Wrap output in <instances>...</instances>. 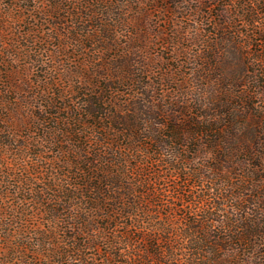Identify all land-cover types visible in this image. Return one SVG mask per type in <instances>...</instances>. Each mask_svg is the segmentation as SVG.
<instances>
[{"label":"rangeland","instance_id":"rangeland-1","mask_svg":"<svg viewBox=\"0 0 264 264\" xmlns=\"http://www.w3.org/2000/svg\"><path fill=\"white\" fill-rule=\"evenodd\" d=\"M251 1L0 0V22L6 23V28L0 26V264H58L46 259L43 233L52 235L66 255L71 253L70 229L77 216L88 217L89 206L60 197L78 192L75 162L85 148L109 160L119 151L126 167L111 168L125 172L130 166L133 185L156 181L149 185L164 194L152 206L143 204L152 215L118 217L113 230L102 232H89L87 226L88 233L77 236L87 245L83 258H60L63 264L134 262L130 257L142 251L147 229L185 233L184 216L193 209L170 198L183 181L169 170V158L156 163L159 156L150 139V155L146 149H133L127 139L118 144L104 139L126 128L114 116L138 121L147 136L162 131V121L170 118L203 116L226 123L235 116L248 145L256 132L264 153V15L258 14L263 5ZM254 18L255 23L248 22ZM99 95L109 104L101 106L108 116L97 122L88 113ZM207 162L211 160L201 158L191 167L200 169ZM262 185L259 193L233 194L253 200L247 203L253 205L251 218L263 222ZM166 191L171 194L165 197ZM256 194L261 198H254ZM218 203L223 211L235 204L230 199ZM218 210L213 212L216 218L228 215ZM94 224L96 230L107 227L104 219ZM143 228L145 232L138 230ZM193 240L195 236L187 242ZM119 249L125 257L117 256ZM245 249L231 255V264H264V241L256 253L250 246ZM175 253V264L192 259L188 250Z\"/></svg>","mask_w":264,"mask_h":264},{"label":"trees","instance_id":"trees-1","mask_svg":"<svg viewBox=\"0 0 264 264\" xmlns=\"http://www.w3.org/2000/svg\"><path fill=\"white\" fill-rule=\"evenodd\" d=\"M251 2L262 4L263 9L258 14L264 15V0H252ZM255 21V18L248 19L249 23L252 22L251 24ZM0 26L6 28V23L0 22ZM98 98V103L94 105L90 103L92 109L88 113L97 122L105 120L106 109H101V106L108 103L104 95H99ZM248 108L250 109V106ZM112 120L126 128L117 129V133H113V135L105 134L104 139L111 140L114 144H118V140L127 139L131 142L133 149H146V151L151 146L147 143V140L153 141L156 148L154 152L159 156L156 163L159 164L161 161H165V158H169L166 164L169 170L180 181H183V185H179V189L170 198L184 201L182 206L193 209L188 210L184 216L188 227L184 234H180L176 230L171 232L162 226L161 229L149 228L146 232L144 228L138 229L145 232L146 236L142 237L145 246H143L140 253L130 257L134 262H123L122 264H175L178 261L175 252L178 250L184 251L186 254L187 250L190 252V258L192 259H189L188 264H199L197 263L199 260L203 261L201 264H228L231 255L234 254L235 257L240 255L241 251L246 250L245 246H250L253 253L257 252L256 249L264 241V221L262 222L259 218H251L249 211L252 210L251 206L253 205L248 206L247 203L253 200L248 199L245 194L234 195L233 193H235L234 191L241 192L239 190L254 193L258 192V189L263 186L264 166L259 162V160L264 161V153L260 151V148L263 147V141L261 144L258 133L254 132L253 141L251 140L253 144L248 145L247 133L241 131L242 124L235 116H231L226 123L225 120H223L224 123H221L217 118L211 119L203 116L198 117L197 120L191 118L188 121L170 118L167 122L162 121V131H154L153 135L150 136L144 135L143 125L138 121L123 120L121 116H114ZM230 127L231 132L228 131ZM110 129L116 131L113 126ZM112 130L110 132H113ZM67 133L71 136L70 131H67ZM83 146L85 148V145ZM195 146L196 149L192 152L191 148ZM148 152L150 155V151ZM191 153L196 157L193 159L186 157L185 154ZM240 156H245V158L239 159ZM111 157V160L104 159L105 156H102L98 150L93 152L85 148L81 151L77 163L75 162L76 179L79 180L75 184V188L78 192L73 191L67 194L63 192L60 198L65 199L66 203H71L76 199L85 202L89 206L88 213L92 217L90 214L88 217L87 215H84L85 217L77 216L79 221L73 222L74 228L72 227L70 230L74 233L68 236L73 241V245L68 246L71 253L67 255L64 249L61 250L60 243L56 242L52 235L43 233L45 239L42 240V245L48 253L47 260L63 264L64 261L59 260L60 258L66 257V260L83 258L87 245L83 244L82 239H78L77 236L81 232L87 234L88 232H85L87 226L91 227L89 232H97L98 230L102 232L113 230L115 226L112 222L117 223L118 217L133 219L138 217L140 212H144L145 215H152L151 210L144 208L143 204L145 203L147 207L152 206L155 200L163 196L162 189L151 188L149 184H156V181L142 180L138 185H133L132 178L128 174L131 169L130 166L127 165L129 168L125 172L113 169L120 166L126 167L124 165L125 160H123L120 152L114 151ZM201 158L211 160V163H203L200 169H193L191 164L197 163ZM68 164L74 165L73 161L68 162ZM155 174L158 175L159 173L155 172ZM208 184H211L212 187L205 189ZM148 185L149 189L146 188ZM201 185L204 188L199 190ZM141 188L145 191L138 194L137 190ZM53 191L56 193L62 192L60 189ZM263 191H261V195H264ZM168 193L171 194V191ZM168 193L166 191L164 196L166 197ZM261 195L256 194L254 198L260 199ZM187 197L190 200H187ZM194 197L195 200L192 201ZM228 199L235 203L229 206V211L218 210V201ZM110 203L113 204L110 205ZM175 206L177 205L175 204ZM221 206L225 205L222 204ZM216 210L227 212L228 215L216 218L213 213ZM122 211L124 213L119 214ZM202 212L204 214L200 215L199 213ZM115 213L117 215L116 219L113 216ZM189 215H192V217H188ZM57 218L58 215H55L54 219L57 220ZM99 219L106 221V228L96 230L94 223ZM208 224L213 227L208 228ZM129 226L130 224H126V227ZM192 236H195V240L187 242V239ZM93 238L92 236L91 239ZM225 244H234L236 247ZM249 254L251 255V253ZM124 255L122 249H119L117 256L123 258ZM57 258L58 260H56ZM239 264H241L240 261Z\"/></svg>","mask_w":264,"mask_h":264}]
</instances>
